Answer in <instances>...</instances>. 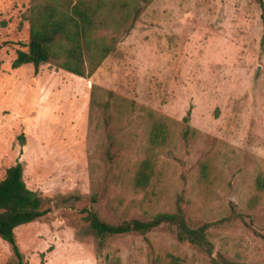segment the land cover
Listing matches in <instances>:
<instances>
[{
	"label": "rangeland",
	"instance_id": "1",
	"mask_svg": "<svg viewBox=\"0 0 264 264\" xmlns=\"http://www.w3.org/2000/svg\"><path fill=\"white\" fill-rule=\"evenodd\" d=\"M31 0H0V180L20 162L50 213L16 229L26 264H213L163 226L101 237L86 220H148L181 204L213 224L215 257L264 264V37L255 0H153L91 78L17 69ZM191 109L196 133L182 136ZM168 130L151 143L153 124ZM24 135V145L21 135ZM153 162L145 191L133 178ZM207 166L206 176L202 173ZM14 258L0 238V264Z\"/></svg>",
	"mask_w": 264,
	"mask_h": 264
},
{
	"label": "trees",
	"instance_id": "2",
	"mask_svg": "<svg viewBox=\"0 0 264 264\" xmlns=\"http://www.w3.org/2000/svg\"><path fill=\"white\" fill-rule=\"evenodd\" d=\"M153 0H31L32 6L27 20L30 25L29 40L21 44L13 63L17 69L31 64L36 73L41 65L54 63L59 69L82 78H91L106 59L117 49L121 38L132 32L143 5ZM261 7L264 28V0H255ZM262 46L264 48V37ZM0 43V68L2 65ZM191 109L183 118L186 127L182 136L188 140L196 130L190 126ZM24 145L25 137L20 136ZM168 138L167 127L161 123L153 124L151 143L163 144ZM153 162L141 161L133 178L136 192L145 191L153 176ZM204 176L207 166L202 168ZM264 188V181H259ZM50 209L44 206L38 194L31 190L24 180L23 165L18 162L7 169L0 180V238L7 242L14 258L8 264H26L16 237V229L45 218ZM86 220L101 237L138 233L146 236L163 226L174 228L179 242H188L200 248L211 258L213 264H248L231 260L224 255L215 257V245L210 237L213 224L205 223L198 227L189 224L184 209L178 203L173 212H161L151 219L124 220L110 223L96 211L88 212ZM170 264H182L176 256H170Z\"/></svg>",
	"mask_w": 264,
	"mask_h": 264
}]
</instances>
